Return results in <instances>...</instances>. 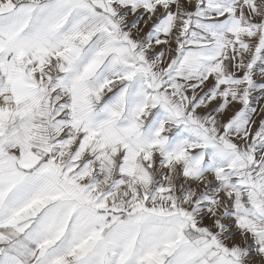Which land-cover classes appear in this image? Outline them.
<instances>
[{"label": "snow or ice", "instance_id": "1", "mask_svg": "<svg viewBox=\"0 0 264 264\" xmlns=\"http://www.w3.org/2000/svg\"><path fill=\"white\" fill-rule=\"evenodd\" d=\"M0 264H264V0H0Z\"/></svg>", "mask_w": 264, "mask_h": 264}]
</instances>
